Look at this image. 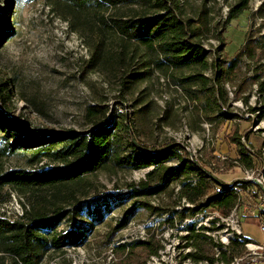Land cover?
I'll list each match as a JSON object with an SVG mask.
<instances>
[{
  "label": "rangeland",
  "instance_id": "1",
  "mask_svg": "<svg viewBox=\"0 0 264 264\" xmlns=\"http://www.w3.org/2000/svg\"><path fill=\"white\" fill-rule=\"evenodd\" d=\"M6 1L0 0L1 13L5 12ZM242 1H167L176 18L192 31L187 33V41L203 48L209 65L206 71L200 66L176 71L159 69L156 60L160 58L154 52L128 43L110 29L101 31L96 16H74L66 1L11 0L8 21L14 33L0 46V92L6 97L5 105L13 119L23 125L25 134L46 138L96 129L88 117V109L94 107L107 114L106 125L115 122L126 128L118 134L122 157L136 155V150L155 153L175 147L190 165L218 184L246 182L247 174L252 181L262 182L264 0H245L248 10L234 16L232 12ZM157 13L138 3L111 9L105 18ZM236 57L238 66L232 71L230 66ZM13 141L0 129V148L12 146ZM42 147L50 148L49 153L35 158L33 153ZM42 147L17 150L4 157L0 164L3 173L41 174L67 168L61 160L67 147ZM240 148L253 159V169H246L240 162ZM180 162L172 160L166 167L178 168ZM151 170H123L110 164L87 174L84 181L69 189L60 188L58 195L48 189L26 194L4 187L0 190V220L14 223L26 213L53 219L64 211L70 215L61 221L56 234L70 229L71 219L67 218L73 214L78 224L88 227L83 247L49 252L41 264H205L195 263L188 256L195 253L193 245L200 248V257H218L221 247H229L230 231L218 222L213 232L207 231L218 212H191L204 199L192 205L182 197V183L187 180L173 182L154 196L143 194L119 201V195L126 197L130 188L148 183L146 174ZM156 184H149V188ZM259 190L250 187L241 191V212L255 210L253 197ZM248 192L255 195L250 197ZM114 195L118 199L109 204L111 210L103 206L101 219H93L86 204ZM95 203L90 209L93 212ZM133 204H138V209L122 227ZM82 205L86 209L78 211ZM246 214L244 219L251 220ZM256 224L252 227L254 234L259 229L254 228ZM198 234L211 238L212 244L190 239ZM132 243H149L158 255L150 256L151 249L128 247ZM247 252L246 246L233 250L232 263L244 264L241 260L246 259ZM0 258L4 259L1 264L12 263L8 254L0 253Z\"/></svg>",
  "mask_w": 264,
  "mask_h": 264
},
{
  "label": "trees",
  "instance_id": "2",
  "mask_svg": "<svg viewBox=\"0 0 264 264\" xmlns=\"http://www.w3.org/2000/svg\"><path fill=\"white\" fill-rule=\"evenodd\" d=\"M56 4L68 2V10L74 16L79 17V14L85 13L87 16H96L97 22L100 24L101 31L110 29L115 36L128 41V43H135L142 46V48L157 54L160 60H156L159 69H172L179 71L180 69H192L194 66H200L205 71L209 69V65L205 59L206 53L202 47L196 43L187 41L189 37L187 33L192 31L187 30L186 24L178 20L175 16L176 12L167 5V1L172 3L173 0H54ZM141 3L148 8L152 7L158 12L145 17L127 18V16L105 18L106 13L111 10H117L122 7H134L136 4ZM11 0L5 3V12H0V46L10 38L13 32L9 20ZM175 8L177 6L173 5ZM9 7V8H8ZM249 3L243 0L236 7L232 14L239 16L248 10ZM177 9V8H176ZM235 18V17H234ZM188 31V32H187ZM196 36V34L194 35ZM1 48V47H0ZM249 55L252 53L248 52ZM230 69L233 71L237 69L239 60L237 57L233 59ZM1 89V88H0ZM264 91V90H262ZM6 97L0 92V129L4 135L11 137L14 141L10 147L0 148V164L3 158L8 155L14 154L17 150H28V148L42 147V145L50 144L51 147L56 145H63L66 148V153L61 160L65 163L67 168H57L55 170L44 171L41 174L34 172H20L14 171L10 173H3L0 165V190L4 187H11L13 190L17 189L20 192L29 194L30 192H40L44 189L53 190L55 195H58L60 188L69 189L73 185L84 181L87 174H93L100 169L107 168L110 164H114L119 169L127 170H142L144 168L152 169L146 177L149 182H143L139 188H130L128 194L125 196L119 195V201L135 199L143 194L149 196L163 193L168 186L173 182H181L184 189L182 197L192 205H196L199 200L204 199V202L199 204L192 213L200 211L201 207L206 210H216L221 216L228 217L230 212L238 205V199L241 191L255 188L257 185H252L246 182H238L233 186H224L218 184V181L212 180L195 167L189 164L180 156L175 147H169L164 151H156L155 153H148L142 151L139 153L136 150V155H127L122 157L120 151V138L119 133L126 128L123 125H118L115 122L106 125L105 115L103 111L97 108L88 109V117L94 121L96 129L85 132L84 134L74 133L66 137H45L25 134L23 125L14 120L11 116V111L6 107ZM262 110V109H261ZM261 110H259L261 112ZM92 121V122H93ZM239 144L237 140H234ZM244 146V145H242ZM133 149L135 147L133 146ZM50 148L42 147L34 154L35 158H39L42 154H47ZM45 152V153H43ZM245 149L240 148L238 157L240 162L246 166V169H253V159L246 156ZM49 153V152H48ZM134 154V153H133ZM181 161V166L178 168L166 165L170 161ZM156 184L154 187L149 188V184ZM260 189V187H259ZM249 195H255L253 192H248ZM118 195L103 197L95 203L94 212L92 209V202L87 203L88 211L93 219H101L103 206L110 211L109 204L117 201ZM86 206L78 207V211H84ZM102 206V207H101ZM138 204H133L132 208L123 218L122 227H125L129 222V218L137 211ZM70 213L61 211L57 217L44 218L40 214L26 213L25 216L20 217L14 223H9L6 220H0V253L8 254L12 259L11 264H41L46 255L51 253H60L63 250H70L74 248H81L87 242L89 230L84 224H78L74 220L75 214L71 219V227L69 230L56 234L55 230L61 224V221L66 219ZM212 228L207 231L213 232ZM193 233V228H190ZM189 239V238H188ZM193 241L205 240L212 244L211 238L206 235H195L190 237ZM246 243L251 242L242 237H236L229 243V247H221L222 251L218 253L216 258H207L206 256H199L197 250L200 248L193 245L195 248L194 254L188 256L195 263L205 264H230L235 258L232 251L237 248L245 247ZM219 246V245H215ZM136 250H150V256L156 257L157 250L153 249L149 243H132L130 246ZM136 251L131 253L134 255ZM130 256V259H131ZM0 261L4 259L0 258ZM1 264V263H0ZM249 264V263H247ZM263 264V263H252Z\"/></svg>",
  "mask_w": 264,
  "mask_h": 264
},
{
  "label": "built area",
  "instance_id": "3",
  "mask_svg": "<svg viewBox=\"0 0 264 264\" xmlns=\"http://www.w3.org/2000/svg\"><path fill=\"white\" fill-rule=\"evenodd\" d=\"M248 181L246 182H252L253 185H257L260 187L261 190L260 193L256 192V195L253 197L256 201V208L252 212H245L240 211L241 209V202L240 199H238L239 205L230 212L227 218H221L218 213H215L216 217L212 220V222H218L222 223L221 228H223V224L227 227V230L230 231L227 239V243L229 241L233 240L236 237H242V230H240V225L243 223V219L246 217L244 214L248 215L249 219L253 222H258V227L264 233V181L260 182V180L252 181V178L250 174H247ZM252 197V195H249ZM243 205V204H242ZM207 211L204 207L200 209L199 213H205L207 214ZM246 248L248 252L246 253V259L241 260V263L244 262V264H252V263H263L264 264V247L261 244H248L246 243ZM237 262V261H236ZM234 264V263H232Z\"/></svg>",
  "mask_w": 264,
  "mask_h": 264
},
{
  "label": "crops",
  "instance_id": "4",
  "mask_svg": "<svg viewBox=\"0 0 264 264\" xmlns=\"http://www.w3.org/2000/svg\"><path fill=\"white\" fill-rule=\"evenodd\" d=\"M247 224H245V223ZM256 222H252L251 220L248 219H244L243 220V226L242 228L240 227V230H242V234L244 236V238H247L252 244H261L264 247V236H262V234L264 235V233H262V231H260V229H258V224H256L257 226H255L254 228L258 229V233L254 234L252 231V227L253 225H255ZM251 225V226H250ZM262 234H261V233Z\"/></svg>",
  "mask_w": 264,
  "mask_h": 264
}]
</instances>
